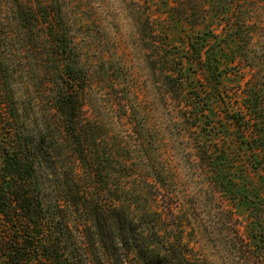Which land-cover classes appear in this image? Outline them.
Wrapping results in <instances>:
<instances>
[{
    "label": "trees",
    "instance_id": "obj_1",
    "mask_svg": "<svg viewBox=\"0 0 264 264\" xmlns=\"http://www.w3.org/2000/svg\"><path fill=\"white\" fill-rule=\"evenodd\" d=\"M12 1L40 74L34 94L21 93L16 66L0 56V264H216L206 248L221 264H264V0H174V16L193 29L185 52L146 13L155 127L167 124L185 181L162 161L160 130L110 41L81 36L66 0ZM192 66L204 87L191 84ZM228 70L244 80L235 104L213 95ZM221 127V139L209 133ZM184 132L210 184L246 205L251 233L196 180Z\"/></svg>",
    "mask_w": 264,
    "mask_h": 264
},
{
    "label": "rangeland",
    "instance_id": "obj_2",
    "mask_svg": "<svg viewBox=\"0 0 264 264\" xmlns=\"http://www.w3.org/2000/svg\"><path fill=\"white\" fill-rule=\"evenodd\" d=\"M72 13L78 19L80 25V35L86 37L87 34L92 33L96 37V41L105 42L107 39L111 44V52L113 53L114 61L124 63L129 69L131 74L136 80V86L138 89L135 93L142 99V103L146 104L147 112L152 115V124L157 125L159 123L160 113L154 110V105L157 103V89L154 84L158 80H154V77L148 73L146 68V57L144 56L142 48L144 47L143 40L145 39L144 23L146 13H148L151 21L156 25L159 31L165 33L168 43L172 46L179 47L181 51L185 50V46L182 44L185 35L192 33L191 26L185 22H179L172 7L175 5L174 0H66ZM259 26H264V15L259 17ZM19 25L17 23V7L12 0H0V56L6 51V56L12 60L14 66V73L17 79H19L22 86H26V90H20L26 93L34 94L35 88L34 79L40 74L39 66L36 65V60H32L31 52H28V46L19 40ZM13 34L15 41L11 44L6 42L7 35ZM264 42V37L258 35V38ZM256 41V40H255ZM143 46V47H142ZM137 47V48H136ZM104 51L108 58V52ZM93 52L98 55V47L93 46ZM185 52V51H184ZM93 57V60H97L98 57ZM190 76L191 84L197 87H204L206 82L202 79L201 75L195 72L196 68L186 67ZM234 72V70H228L220 77V84L215 85L213 95H218V99H223L226 96L232 103H237L240 93V85L244 87V80L240 79ZM158 79V78H157ZM161 86V84H160ZM171 99V98H170ZM170 115L173 120H179L183 116L175 105H178L177 101L169 100ZM184 101V99H183ZM186 105L183 102L182 106ZM216 111V115L220 116L225 112V105L223 104ZM185 115V114H184ZM221 119V116L220 118ZM204 120L208 124L216 121L214 118L207 117ZM223 124V122H222ZM202 125V123L200 124ZM160 130L161 141L160 154L162 161L170 167L176 166L177 176L181 181H185L184 176L186 172L179 160L175 157L177 150L173 149L174 138L167 130V124H162L161 127H155ZM227 128L212 129L215 137L222 138ZM205 130H203L204 132ZM222 131V133H221ZM197 133V132H196ZM190 134L191 137L197 138V134ZM180 138L185 142L184 149L193 155L194 164L190 167L195 173L196 180L200 186L205 189L221 206L224 210H231L236 219V226L240 230V234L247 235L254 229V224L248 217V210L246 205L239 201H233L230 198L225 197L222 193L216 190V188L210 184L209 178L204 176V171H201V166L196 162H199L201 157L198 143L195 139H190L187 132L182 133ZM182 182H180L181 186ZM218 209H215L217 211ZM264 222V221H263ZM208 245H210L208 243ZM205 255L209 257L212 262L219 263L217 257L212 256L211 250H205Z\"/></svg>",
    "mask_w": 264,
    "mask_h": 264
}]
</instances>
